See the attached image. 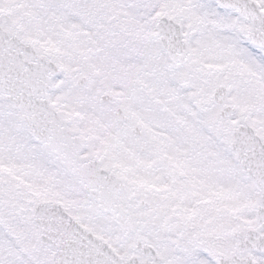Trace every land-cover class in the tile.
Returning a JSON list of instances; mask_svg holds the SVG:
<instances>
[{
    "label": "snow or ice",
    "instance_id": "obj_1",
    "mask_svg": "<svg viewBox=\"0 0 264 264\" xmlns=\"http://www.w3.org/2000/svg\"><path fill=\"white\" fill-rule=\"evenodd\" d=\"M0 264H264V0H0Z\"/></svg>",
    "mask_w": 264,
    "mask_h": 264
}]
</instances>
